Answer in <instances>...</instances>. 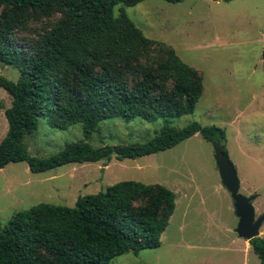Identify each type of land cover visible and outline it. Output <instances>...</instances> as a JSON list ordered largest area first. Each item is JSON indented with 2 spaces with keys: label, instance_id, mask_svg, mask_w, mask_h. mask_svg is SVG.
<instances>
[{
  "label": "trees",
  "instance_id": "obj_1",
  "mask_svg": "<svg viewBox=\"0 0 264 264\" xmlns=\"http://www.w3.org/2000/svg\"><path fill=\"white\" fill-rule=\"evenodd\" d=\"M142 1L0 0V64L18 75L15 82L0 76V89L10 99L3 111L7 128L0 140V169L18 162L34 174L67 164L101 162L105 167L111 158L152 155L195 134L212 146L216 140L224 144L223 130L214 125L169 126V119L193 112L201 76L170 48L145 38L122 10L113 15L117 5ZM55 15L46 30L17 46L14 32L25 31L30 19ZM113 118L163 124L144 144L91 148L78 142L46 159L28 156L22 143L38 119L56 130L79 124L87 140L100 122ZM174 201L161 185L120 181L77 197L72 208L32 206L0 226V264H108L124 253L155 249ZM247 243L264 264V240Z\"/></svg>",
  "mask_w": 264,
  "mask_h": 264
},
{
  "label": "rangeland",
  "instance_id": "obj_2",
  "mask_svg": "<svg viewBox=\"0 0 264 264\" xmlns=\"http://www.w3.org/2000/svg\"><path fill=\"white\" fill-rule=\"evenodd\" d=\"M152 41L170 48L179 60L201 76V95L193 112L169 119L181 129L190 123L214 125L224 133L226 155L239 180L238 193L256 194L255 217L264 211V0H182L171 4L143 0L132 7L117 5ZM57 18L30 19L25 31L13 34L18 47L46 30ZM151 55H153L151 53ZM143 62V60H141ZM0 76L15 82L17 71L0 64ZM10 105L0 89V140L6 132L3 111ZM163 121L119 118L99 123L84 140L81 126L51 129L38 119L35 131L22 143L30 157L46 159L68 144L91 148L144 144ZM212 144L199 135L171 149L136 159L67 164L31 173L25 162L0 169V226L20 211L38 204L72 208L77 197L95 194L120 181L157 184L170 190L175 207L155 249L124 253L108 264H259L246 241L232 232L236 224L232 202L220 186ZM258 237L264 240V222Z\"/></svg>",
  "mask_w": 264,
  "mask_h": 264
},
{
  "label": "water",
  "instance_id": "obj_3",
  "mask_svg": "<svg viewBox=\"0 0 264 264\" xmlns=\"http://www.w3.org/2000/svg\"><path fill=\"white\" fill-rule=\"evenodd\" d=\"M224 149L223 143L217 140L214 142L212 148L214 165L220 186L228 193L237 219L232 232L238 239L248 242L251 239L259 238V228L264 222V211L255 217L252 202L257 198V195L243 196L238 193L239 180L227 155L223 154Z\"/></svg>",
  "mask_w": 264,
  "mask_h": 264
}]
</instances>
